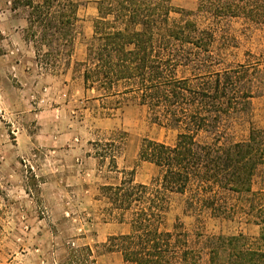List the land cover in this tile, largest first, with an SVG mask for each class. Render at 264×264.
I'll list each match as a JSON object with an SVG mask.
<instances>
[{"label":"trees","instance_id":"1","mask_svg":"<svg viewBox=\"0 0 264 264\" xmlns=\"http://www.w3.org/2000/svg\"><path fill=\"white\" fill-rule=\"evenodd\" d=\"M97 2L99 15L87 55L75 62L74 71L83 67L85 87L98 93L94 98L131 95L156 121L178 131L174 144L142 142L139 159L159 169L149 184L136 181L132 169L127 177L122 170L118 184L100 188L109 199V215L130 225L128 233L107 239L105 252H119L124 264H264L262 205L257 207L262 217L258 236L190 231L179 217L172 227L167 223L174 194H188L184 212L230 216L237 210L230 201L234 195L247 197L249 214L256 208L254 197L264 192V185L253 189L255 177L264 171V128L250 124L242 140L230 133L233 120L250 121L253 99L262 93L255 80L264 78V67L248 61L217 68L215 29L200 26L196 18H241L264 25V0H198L195 11L175 9L170 0ZM11 3L14 11L27 10L25 40L34 42L36 61L40 63L44 46L49 49L45 54L53 56L47 65L69 67L79 3ZM175 12L181 17L175 18ZM115 157L111 155V165L117 169ZM87 249L93 256L91 247Z\"/></svg>","mask_w":264,"mask_h":264},{"label":"rangeland","instance_id":"2","mask_svg":"<svg viewBox=\"0 0 264 264\" xmlns=\"http://www.w3.org/2000/svg\"><path fill=\"white\" fill-rule=\"evenodd\" d=\"M75 1L79 3L80 20L70 66L47 65V60L52 59L53 56L51 53L46 55L49 49L42 47L39 51L41 61L33 67L42 73L41 77H36L41 84L36 91L38 98H36L35 110L51 109L52 104L60 106L64 99L71 101L70 107H66L67 111L75 106L79 108L83 105L79 100L80 89L83 86V67L74 71V66L75 62L84 61L86 58L87 48L94 32V20L99 15L97 2L99 0ZM170 2L175 9L185 11H195L198 4V0H170ZM7 8L9 9L7 16L10 19L15 16H27V10L23 8L12 12L11 0H0V11ZM173 16L178 19L181 13L175 12ZM196 18L200 26L212 24L215 29L216 41L213 49L220 62L217 68L227 63L236 65L248 61H259L264 67V25H257L241 18L216 19L214 22L204 16ZM10 19H7L9 23L5 20L9 28L14 29L22 25L20 21L12 23ZM27 28L28 24L22 30L24 39L29 34ZM2 35L3 38L0 36V53H7L14 44L9 38L4 40L5 34ZM28 44L34 49V42L29 38ZM27 53L26 49L19 52L23 55ZM57 57L63 63L67 60V57L62 55ZM255 83L256 89L261 90L262 93L253 99L250 121L235 119L230 126V133L236 140L247 137L250 124L264 128V78L259 77ZM119 99L120 104L117 103ZM87 100L86 110L82 108L81 115L89 112L97 117H111L115 120L114 126L95 128L92 125L93 115L87 118L89 126L83 135L85 139L94 140L95 152L103 155L101 160L103 180L90 212L99 222H117L115 220L117 215H109V199L100 189L103 185H116L124 177L123 169L119 170L111 165V155L127 154L129 158L136 156L130 159L132 168L124 169L125 176L127 177L128 171L135 169L137 181H145L149 184L153 177L158 176L159 169L152 163L143 166L139 159L142 142L148 139L174 144L178 131L156 121L149 108L140 104L131 95L99 99V101H93L92 98ZM3 102L4 100L0 97V264H94L99 254L108 252H105L104 243H101L94 247L93 256H90L87 249L89 245L80 238L81 235L75 234V227L79 225V222L72 217L83 216V213L87 212L84 206L80 208L75 204L68 205L72 217H67L66 221L60 219V213L63 211L60 203L62 204L63 199L67 197L78 200L83 196L81 189L66 191L55 188L48 190L51 192L50 197L43 194L46 191L43 183L51 178L57 181L61 176L57 169L53 170L52 162L47 156H44L41 165V160L38 158L31 160L25 156V153L19 152L16 147L18 131L27 123L29 126L24 127L25 130L30 132L36 130L34 116L26 117L20 110H16L12 114L13 118H9L4 113ZM53 117L56 119V114ZM14 119H17V123ZM110 167L113 172H109ZM47 170L49 172H46ZM263 181L264 171H261L255 177L254 191L260 190V187L264 185ZM187 196L188 194L172 195L171 211L167 220L169 227H172L176 218L179 217L190 231L199 229L206 233L226 235L240 232L250 236L260 234L262 225L258 223L262 217L257 207L262 205L264 209V192L254 197L256 208L249 214L247 211L250 202L246 200L247 197L234 195L230 201L237 206V210L230 216H213L210 211L184 212ZM110 264H124L122 255L120 253L117 256L113 255Z\"/></svg>","mask_w":264,"mask_h":264},{"label":"crops","instance_id":"3","mask_svg":"<svg viewBox=\"0 0 264 264\" xmlns=\"http://www.w3.org/2000/svg\"><path fill=\"white\" fill-rule=\"evenodd\" d=\"M8 12V8L0 11V32L5 34L4 40L9 38L14 44L7 53H0V97L4 100V113L7 117L13 118L12 114L16 110H20L26 117L34 116L36 123V130L33 132L25 130L24 127L29 126L28 123L19 129L16 147L21 154L25 153L28 159L38 158L41 160V165L44 156H47L48 160L52 162L53 170L57 169L59 172L61 177L57 181L51 178L43 183V188L46 190L43 194L46 196L50 197L51 192L48 190L55 188L66 191L81 189L83 196L78 200H71L67 197V199H63L62 204L60 203L63 210L60 213V219L66 221V218L71 216L68 205L84 206V210L87 212L83 213V216L71 217L79 222V225L75 227V234L81 235L80 238L84 239L86 244L94 250V247L105 243L110 236L126 234L130 231L129 223L99 222L90 212L95 201L94 198L98 194L101 180H103L101 175L103 166L102 157L95 152V141L85 139L83 135L89 126L87 118L93 115L92 125L95 128L114 126L115 120L111 117H97L92 113L89 114V112L85 115L80 114L82 108L86 110L88 98L99 101V98H94L98 96V93L95 90L87 89L83 79L79 97L83 105L79 108L75 106L67 111L66 107H70L71 101L64 99L60 106L52 104L51 109L45 111L34 109L37 102L36 98H38L36 91L41 84L36 77H41L42 73L33 68L37 63L34 49L22 36V30L28 24L26 17L15 16L10 19L7 16ZM12 12L15 11L12 10ZM7 19H10L12 23L13 21H20L22 25L11 29L5 22ZM25 49L27 54H19L20 50ZM8 93L9 96H7ZM55 114L56 119L53 117ZM14 121L16 122L17 119ZM135 157L132 156L131 158ZM131 158L127 154L116 156L117 169L132 168L130 165ZM148 163L151 164L142 161L144 167L148 166ZM111 169L112 167H110L109 172H113ZM50 176L53 177V175ZM135 177L137 181L138 177ZM140 182L147 184L145 181ZM118 254L119 252L99 254L94 264H110L112 256Z\"/></svg>","mask_w":264,"mask_h":264}]
</instances>
